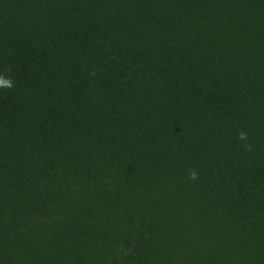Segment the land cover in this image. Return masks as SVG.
Returning a JSON list of instances; mask_svg holds the SVG:
<instances>
[{
    "label": "trees",
    "instance_id": "16d2710c",
    "mask_svg": "<svg viewBox=\"0 0 264 264\" xmlns=\"http://www.w3.org/2000/svg\"><path fill=\"white\" fill-rule=\"evenodd\" d=\"M0 74V264H264V0H0Z\"/></svg>",
    "mask_w": 264,
    "mask_h": 264
},
{
    "label": "clouds",
    "instance_id": "9594fccd",
    "mask_svg": "<svg viewBox=\"0 0 264 264\" xmlns=\"http://www.w3.org/2000/svg\"><path fill=\"white\" fill-rule=\"evenodd\" d=\"M15 86L14 81L11 77L5 76L3 74H0V88L2 89H12ZM237 138L240 141H245L243 144V147L246 151H250L252 149V145L250 143H247L248 140V134L246 131H239ZM199 177V173L196 169H192L189 173L188 179L189 180H196Z\"/></svg>",
    "mask_w": 264,
    "mask_h": 264
}]
</instances>
